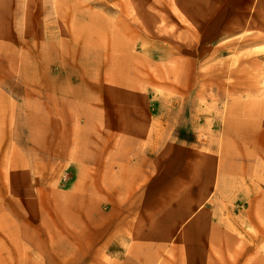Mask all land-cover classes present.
Segmentation results:
<instances>
[{
    "label": "rangeland",
    "instance_id": "obj_1",
    "mask_svg": "<svg viewBox=\"0 0 264 264\" xmlns=\"http://www.w3.org/2000/svg\"><path fill=\"white\" fill-rule=\"evenodd\" d=\"M0 33V264H264V0H0Z\"/></svg>",
    "mask_w": 264,
    "mask_h": 264
},
{
    "label": "bare ground",
    "instance_id": "obj_2",
    "mask_svg": "<svg viewBox=\"0 0 264 264\" xmlns=\"http://www.w3.org/2000/svg\"><path fill=\"white\" fill-rule=\"evenodd\" d=\"M0 38L2 39V40H0V46L2 45V46H4L6 43L3 41V39H5V35L3 36V33H0Z\"/></svg>",
    "mask_w": 264,
    "mask_h": 264
}]
</instances>
